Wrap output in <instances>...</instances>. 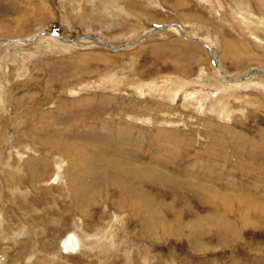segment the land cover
Wrapping results in <instances>:
<instances>
[{
    "label": "rangeland",
    "instance_id": "obj_1",
    "mask_svg": "<svg viewBox=\"0 0 264 264\" xmlns=\"http://www.w3.org/2000/svg\"><path fill=\"white\" fill-rule=\"evenodd\" d=\"M21 39L0 45V264H264V0H0Z\"/></svg>",
    "mask_w": 264,
    "mask_h": 264
},
{
    "label": "water",
    "instance_id": "obj_2",
    "mask_svg": "<svg viewBox=\"0 0 264 264\" xmlns=\"http://www.w3.org/2000/svg\"><path fill=\"white\" fill-rule=\"evenodd\" d=\"M172 26L178 28L181 31V34H183V36H185V30L180 25L174 24ZM169 27L170 26L157 27L152 32L154 33V32H157L159 30H165V29H167ZM153 33H151V34H153ZM43 35L56 37V38L60 39L61 41L65 42V43H76V42H78L81 39H85V38H89L90 37V36H78V37H75L73 39H69V38H66L62 34L57 33V32H44V33L40 34L38 37L43 36ZM100 38L104 41L105 46L111 48L110 44L107 42V40L105 38H103V37H100ZM187 39L193 41L192 38H187ZM2 41H4V40H2ZM20 41L21 42H26V43H31V44L35 42V40L34 41H30V40H26V39H21ZM197 41H200V40H197ZM137 43H139V42H134V44H137ZM0 45H2V43H0ZM207 48H209V50H211V52L213 54V57H214L215 66L219 69V67H218L219 64H218V60H217V57H216L215 53L212 51V49L208 45H207ZM225 77H226L227 80L235 81V80H233V79H231V78H229L227 76H225Z\"/></svg>",
    "mask_w": 264,
    "mask_h": 264
},
{
    "label": "bare ground",
    "instance_id": "obj_3",
    "mask_svg": "<svg viewBox=\"0 0 264 264\" xmlns=\"http://www.w3.org/2000/svg\"><path fill=\"white\" fill-rule=\"evenodd\" d=\"M185 34H186V32H185ZM11 42H21L20 40H14V41H2V42H0V43H2V45H4V44H9V43H11ZM195 42H198V43H201V44H203L206 48H207V45L205 44V43H202V42H200V41H195ZM193 48V47H192ZM202 49V48H201ZM208 49V48H207ZM212 51H213V49H212ZM196 52V51H195ZM211 54H212V52H211V50L209 51ZM199 58V57H198ZM213 60H214V57H213ZM218 60V59H217ZM218 64H219V72L225 77L226 75L223 73V71H222V69H221V66H220V63H219V60H218ZM248 75V74H247ZM228 77V76H227ZM251 76H249V78H250ZM226 78V77H225ZM232 79V78H231ZM234 80V79H233ZM242 79H240V80H235V81H241ZM235 81H233V82H235ZM78 246H79V240L76 238V236H71L70 238H68V239H66L65 241H64V248H65V250L68 252V251H76V249H78Z\"/></svg>",
    "mask_w": 264,
    "mask_h": 264
},
{
    "label": "crops",
    "instance_id": "obj_4",
    "mask_svg": "<svg viewBox=\"0 0 264 264\" xmlns=\"http://www.w3.org/2000/svg\"><path fill=\"white\" fill-rule=\"evenodd\" d=\"M181 59H182V57H179L177 60H175L174 64H172L173 65L172 68L173 69L175 68L174 71H176V69L179 68V61H181ZM185 60L190 62L189 63L190 64L189 66L191 67L190 69L199 70L201 68V66L205 64L206 59H205V56H186ZM176 61H177V65H176ZM168 62L169 61H167V63ZM173 76H179V73L173 74Z\"/></svg>",
    "mask_w": 264,
    "mask_h": 264
}]
</instances>
